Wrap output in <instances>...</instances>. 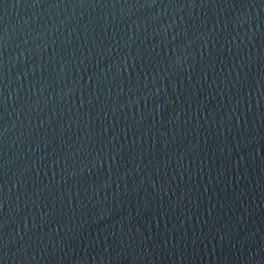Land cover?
Returning <instances> with one entry per match:
<instances>
[{
  "label": "water",
  "instance_id": "95a60500",
  "mask_svg": "<svg viewBox=\"0 0 264 264\" xmlns=\"http://www.w3.org/2000/svg\"><path fill=\"white\" fill-rule=\"evenodd\" d=\"M0 264H264V0H0Z\"/></svg>",
  "mask_w": 264,
  "mask_h": 264
}]
</instances>
